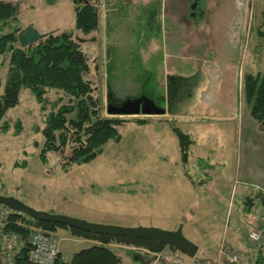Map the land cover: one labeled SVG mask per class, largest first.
I'll return each instance as SVG.
<instances>
[{
	"label": "rangeland",
	"instance_id": "1",
	"mask_svg": "<svg viewBox=\"0 0 264 264\" xmlns=\"http://www.w3.org/2000/svg\"><path fill=\"white\" fill-rule=\"evenodd\" d=\"M161 1L157 17L149 23L146 5L151 0H134L126 11L112 14L103 7L99 29L84 35L73 31L75 8L79 7L75 0H0L19 10L16 20L11 18L0 24V36L16 29L19 34L31 25L41 35L51 29L58 30L54 34L73 31V38L82 40L80 50L90 67L86 80L102 102L100 116H110L107 113L110 92V98L119 103L154 90L166 109L165 115L119 116L125 120L119 129L121 140L109 142L89 164L71 166L73 143L63 153L49 152L48 164H43L39 158L45 143L42 130L52 107L41 111L33 94L22 90L20 104L6 116L12 129L7 134L0 133V195L14 197L37 211L92 224L165 231H175L186 224L183 234L196 245L199 239L210 238L214 242L233 231L241 237V219L235 209L242 196L235 178H214L223 165L233 167L234 156L220 159L218 154L211 155L212 187L193 188L184 175L178 138L169 121L167 124L164 120L174 122L196 140L187 169L193 177H201L194 164L202 156L198 153L204 152L202 142L206 137L204 125L199 122L201 111L208 109L216 97L222 102L230 101L235 92H239L244 102L247 70L255 68L257 73L264 72V38L258 34L264 27V0H203L199 15L192 11L195 0ZM9 58V53L0 57V95L8 75ZM47 98L51 103L61 100L60 105L69 100L63 92L55 90L49 91ZM139 119L154 124L133 123ZM17 120L22 123V132L15 136ZM230 124L233 126L235 122ZM215 126L209 130L216 131L215 136L220 140L222 128L219 124ZM232 149L230 146L231 152ZM24 161L26 167L21 168ZM16 162L19 167H14ZM191 207L194 211L188 210ZM2 210L0 236L5 219ZM252 214L247 221L264 228L262 209L255 207ZM33 229V233L48 232L41 227ZM210 231L215 235H210ZM255 231L259 232L257 228ZM53 233L60 241L64 263H70L77 252L97 244L78 238L69 230ZM259 234L263 241V235ZM4 235L0 238L3 248L11 250L13 256L19 245L13 250L14 234ZM109 248L126 259L127 264L137 263L136 257L129 255L131 250L145 251L116 242ZM186 261L207 263L200 262L198 257ZM6 264H12V260Z\"/></svg>",
	"mask_w": 264,
	"mask_h": 264
},
{
	"label": "trees",
	"instance_id": "2",
	"mask_svg": "<svg viewBox=\"0 0 264 264\" xmlns=\"http://www.w3.org/2000/svg\"><path fill=\"white\" fill-rule=\"evenodd\" d=\"M160 4L161 0H157L154 5L159 6ZM18 13L17 7L0 3V24L7 23L11 18L16 20ZM99 27L100 15L91 3L79 4V7L75 8V29L73 31L88 35L96 32ZM73 31L43 34L40 41L25 49L19 45L18 29L0 36V57L10 54L8 75L3 93L0 95V133L7 134L12 129L6 120L7 113L20 104L21 91L29 90L41 111L45 112L48 106L52 107V111L45 120V128L42 130L45 143L39 158L43 164H48L47 154L49 152L63 153L69 143L74 144L71 150L72 158L69 160L71 166L73 164L77 166L89 164L102 154L104 147L109 142L121 140L119 129L125 124V120L119 116H100L102 102L100 98H97V93L91 83L86 80V75L90 70L88 58L80 50L79 39L73 38ZM258 34L264 38V27ZM1 67L0 64V69ZM51 90L63 92L69 98L67 104L60 105L61 100L51 103L47 98ZM111 95L112 92L109 94V101L116 104L117 102L110 98ZM143 95H149L157 105L163 106L162 98H156L157 94L154 90L144 91ZM244 97L252 118L258 123L260 130L264 131V72L245 75ZM70 115H74V118L69 119ZM152 122L146 119L133 121L139 126H146ZM169 123L179 141L181 163L185 175L194 185H203L207 179L195 183L187 170L190 148L194 144L192 136L183 132L174 122L169 121ZM14 130L15 136L21 134L22 123L20 120L14 123ZM26 163L24 161L21 168H25ZM202 165L206 167L208 164L202 160L200 166ZM14 167H19L17 162ZM255 201H258V206L264 213V195L258 194L243 200V210L246 214L251 212ZM8 211L9 214L1 227L0 238L5 236L4 234L19 236L17 244L19 251L13 252L14 255L9 257L11 250L4 249L0 241V264H6L7 260H12V264H34L29 261L28 254L29 239L35 227H41L48 232H57L59 229L69 230L72 235L78 238L97 243L77 252L70 263H64L60 256L55 264H126L109 248V245L114 242L144 248L152 253L161 252L167 247L152 240L94 234L60 224L34 221L26 215ZM263 242L264 240L257 243ZM16 249L17 247L13 248V250ZM130 255L138 256L132 250Z\"/></svg>",
	"mask_w": 264,
	"mask_h": 264
},
{
	"label": "crops",
	"instance_id": "3",
	"mask_svg": "<svg viewBox=\"0 0 264 264\" xmlns=\"http://www.w3.org/2000/svg\"><path fill=\"white\" fill-rule=\"evenodd\" d=\"M30 28H32L31 25ZM56 31L58 30L51 29L49 31H44L43 34H46V32ZM247 74H257V70H255V68L249 69L247 70ZM237 93H233V99H230V101L226 99L222 102L221 98L217 99L216 97L209 104L208 109H203V112L201 111L200 117L202 121L199 122H202L204 125V136H206L203 140L204 143L202 142V148L204 152L198 153L202 156L197 158L194 163L198 166L200 170L199 175L201 177L197 176L195 178L190 174L193 177L195 183L200 180L207 179L206 183L197 186L200 188H205L207 186L212 187L214 178L228 177L230 179L234 176L235 182L238 185L239 193L242 196V199L239 201L240 205L235 209L239 219H241L239 221L242 230L241 237L236 235L233 231L230 234L228 233L226 238H222L221 240L216 239L214 242L210 238H206V240L204 238L199 240L197 239V246L199 250L196 257L199 258L200 262H207L210 264H228L225 259L227 251L238 253L240 255V261L238 264H264V242L261 244L254 243V245L252 244L253 242L250 241L248 235L255 231V228H257V230L261 232L264 237V228L261 224L247 221V219L253 215L252 213L254 208L259 207L258 201H255V206L252 208L249 214H246L243 210V200L245 198L255 197L258 194L264 195V131L260 130L258 123L252 118L249 106L247 105L246 101L243 102L242 96H238L239 92ZM215 101L216 104H214ZM168 116L170 115L168 114ZM207 117H214L217 119H211ZM164 121H166L165 123L168 124L167 121L170 120ZM232 122H235V125L232 126V124H230ZM153 124L154 122L146 126H151ZM216 124H219L220 129L222 128V131L219 132L221 137L220 140H217L215 136L217 135L215 134L216 131L211 132L214 130L213 128L216 127ZM192 139L194 140V144L190 148V156L187 168L191 164L193 158V147L197 145L193 136ZM230 146L234 148L232 149V152L230 150ZM217 154L219 155L220 159L226 155L231 157L234 156L232 160L233 167H226L223 165L222 170H220L217 175L214 174L215 177L213 178L210 176L212 173L211 171L214 168L211 164L212 158L210 156ZM202 160L207 162L208 165L206 167H203V165L200 166V161ZM189 173L191 172L189 171ZM189 182L193 188L194 186L196 187V185H194L191 180H189ZM188 210L194 211L192 207L190 209L188 208ZM185 226L186 224L182 226L183 229ZM209 234L215 235L211 231ZM247 235L248 238H246ZM134 253L138 255L136 256L137 263L135 264L160 263L156 260V253H152L147 250H145L144 253ZM120 257L122 261L126 263V259H124L122 256Z\"/></svg>",
	"mask_w": 264,
	"mask_h": 264
},
{
	"label": "water",
	"instance_id": "4",
	"mask_svg": "<svg viewBox=\"0 0 264 264\" xmlns=\"http://www.w3.org/2000/svg\"><path fill=\"white\" fill-rule=\"evenodd\" d=\"M198 1L199 0H196V3ZM41 38L42 35L40 33L33 28H28L19 33V45L22 49H25L36 44ZM79 41L82 42V40ZM107 113L110 116L121 117L140 115L157 116L165 115L166 109L157 105L152 98L143 95L137 98H129L116 104L108 101ZM0 206H3L10 211L26 215L34 221L60 224L69 228L94 234H107L116 237L157 241L169 248L181 252L190 259H195L199 250L196 244L192 243L184 236L182 226H179L175 231H165L157 228H128L113 225L92 224L65 215L37 211L26 206L14 197H5L2 195H0Z\"/></svg>",
	"mask_w": 264,
	"mask_h": 264
},
{
	"label": "built area",
	"instance_id": "5",
	"mask_svg": "<svg viewBox=\"0 0 264 264\" xmlns=\"http://www.w3.org/2000/svg\"><path fill=\"white\" fill-rule=\"evenodd\" d=\"M2 210L1 214L3 218L8 215L7 209L0 206ZM19 236L14 235L12 237V248H16ZM249 239L252 242H260L261 235L259 232L253 231L249 234ZM30 250L28 254V259L34 264H55L60 258V241L58 237L53 232H43L39 231L33 233L29 239ZM10 257V254H9ZM226 262L228 264H238L240 261V255L238 253L227 252L225 255ZM156 260L162 264H188L187 258L176 250L163 251L156 254ZM194 264H210V263H194Z\"/></svg>",
	"mask_w": 264,
	"mask_h": 264
},
{
	"label": "flooded vegetation",
	"instance_id": "6",
	"mask_svg": "<svg viewBox=\"0 0 264 264\" xmlns=\"http://www.w3.org/2000/svg\"><path fill=\"white\" fill-rule=\"evenodd\" d=\"M134 2V0H77L78 4L80 5H87L89 3H91V5H93L96 9V11L99 13L100 15V12H101V8L103 7H106V10H107V13L108 14H112V13H115V12H121V11H126V8L128 6H130L132 3L131 2ZM157 0H151V2L146 5L147 7H149L147 10V21L149 22H152L156 17H157V7H158V10H159V6L157 5H154L156 3ZM203 0H199L197 3H196V0L194 1L195 4H193V8H192V11H193V14L196 13V15H199L201 14V10H199V4L202 2ZM161 4H162V1H161ZM122 6V7H121ZM142 8V7H141ZM143 96L140 95L139 97ZM151 98V97H150Z\"/></svg>",
	"mask_w": 264,
	"mask_h": 264
},
{
	"label": "bare ground",
	"instance_id": "7",
	"mask_svg": "<svg viewBox=\"0 0 264 264\" xmlns=\"http://www.w3.org/2000/svg\"><path fill=\"white\" fill-rule=\"evenodd\" d=\"M195 4V3H194Z\"/></svg>",
	"mask_w": 264,
	"mask_h": 264
}]
</instances>
